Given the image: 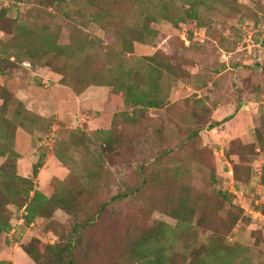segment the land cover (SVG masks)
Listing matches in <instances>:
<instances>
[{"label":"rangeland","instance_id":"374dc122","mask_svg":"<svg viewBox=\"0 0 264 264\" xmlns=\"http://www.w3.org/2000/svg\"><path fill=\"white\" fill-rule=\"evenodd\" d=\"M0 92V264L85 221L74 264H264V0H0Z\"/></svg>","mask_w":264,"mask_h":264},{"label":"trees","instance_id":"16d2710c","mask_svg":"<svg viewBox=\"0 0 264 264\" xmlns=\"http://www.w3.org/2000/svg\"><path fill=\"white\" fill-rule=\"evenodd\" d=\"M190 18H193V15L190 14L188 15ZM57 71H59L58 69H56ZM61 71V70H60ZM65 71H61V73H64ZM60 73V72H59ZM64 78V77H63ZM63 81V79H62ZM63 83L67 84L66 82L63 81ZM129 88L131 89V91L133 90V86H129ZM1 91H3V87L1 89ZM0 100L2 101V105L4 106L5 104H9L10 102V98L7 97L3 92H0ZM133 103L135 105H144L145 103L139 99H135L133 101ZM0 155L4 156L5 155V151L1 150L0 151ZM40 165V164H39ZM39 165H35L33 168V176L35 177L37 175V171L39 168ZM16 167V165H15ZM5 176H10L9 173L5 172L2 173ZM18 181L20 183V181L22 182L21 184H23L24 186L15 189V194L14 191L10 188V184L8 186V190L11 191L12 196L14 198H22L24 197V199H26L28 202H24L22 205L18 206V208H22L25 207V211H26V217H25V221L26 224L32 223L31 221H33V219L35 220L37 217L41 218L44 216H50L52 214L51 211H49L48 214L44 215L43 213H45V211H42L45 204L52 202L54 204V208L53 209H61L60 204L55 201V199L53 200V197H47L44 193L34 189V184L31 181V178L29 177H23L21 175H19L18 173L14 172L12 175V181ZM136 190H138V188L131 190V192H135ZM16 197H15V196ZM127 194H125L124 196H126ZM6 201V203H2L0 202V235L3 232H7L11 227V223H9V217H8V210H7V205L10 204ZM6 206V207H4ZM68 208V210L75 212L74 207L71 205ZM53 212V211H52ZM88 222V221H87ZM84 224L80 223V224H76L74 225V228L72 229V231L67 235L66 241L65 243L62 245L57 244V243H53L51 245H49V250L54 253H56V255H54L53 260L51 261L50 264H74L75 260L77 258H75V252H76V246L80 241V234L81 231L88 225H85L86 221L83 222ZM33 243H38L39 241H37V239H35V242ZM34 247H24L23 250L24 252L31 258L33 259L35 262L39 263V259H38V253L36 252V249H33ZM213 246L206 251L208 256L213 255L212 253H215L216 255L218 254L217 252L213 251ZM142 249V248H141ZM212 252V253H209ZM67 254V256L65 257L64 254ZM221 259V258H220ZM150 264H174V262L170 259L169 261L166 260V258H159L157 261H149ZM189 264H212L211 262L203 259V261L201 260H194V261H190Z\"/></svg>","mask_w":264,"mask_h":264},{"label":"crops","instance_id":"0c3cea01","mask_svg":"<svg viewBox=\"0 0 264 264\" xmlns=\"http://www.w3.org/2000/svg\"><path fill=\"white\" fill-rule=\"evenodd\" d=\"M16 98L21 101L24 106L26 107V109L29 111L30 107H28V102L27 99L23 100V97L16 95ZM41 112V111H40ZM38 112L37 114L42 115L43 113ZM43 116V115H42ZM19 132V131H18ZM16 133L15 139H14V145H13V149L18 153L19 158H18V164H17V168L19 170V175L23 176V177H29L27 172L25 171L23 167V165L27 162H29V159L26 155L24 154H28V152H26V150H24V148L22 150L24 151H20V147H23L24 145L27 146V143L24 144L25 142V138L23 137L24 135H19V133ZM31 152V151H30ZM29 152V153H30ZM50 152L47 153V161L50 159L51 155L49 154ZM23 154V155H22ZM32 154V153H31ZM2 159L0 158V164L2 163L1 161ZM25 166V165H24ZM56 166V165H55ZM57 167V166H56ZM41 173H39L38 177L41 179ZM10 249H12V253H14L16 255V257L14 259H12V261L14 262V264H17V260H21L25 263L24 264H33L32 259L24 252V250L22 248H19L18 243H14V246H10ZM17 249L19 250V252L17 251ZM6 251L5 249H2L1 252ZM18 260V261H19ZM19 264V262H18Z\"/></svg>","mask_w":264,"mask_h":264},{"label":"built area","instance_id":"2783aa9c","mask_svg":"<svg viewBox=\"0 0 264 264\" xmlns=\"http://www.w3.org/2000/svg\"><path fill=\"white\" fill-rule=\"evenodd\" d=\"M19 212H21V214H20V215L22 216V217H20V220H19V222H23V215L25 214V208H22V209H20V211H19ZM13 231H14V230H13ZM13 231H12V232H13Z\"/></svg>","mask_w":264,"mask_h":264}]
</instances>
